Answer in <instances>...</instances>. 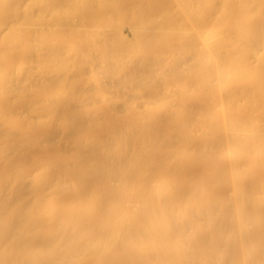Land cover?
I'll use <instances>...</instances> for the list:
<instances>
[{"label": "bare ground", "instance_id": "1", "mask_svg": "<svg viewBox=\"0 0 264 264\" xmlns=\"http://www.w3.org/2000/svg\"><path fill=\"white\" fill-rule=\"evenodd\" d=\"M0 264H264V0H0Z\"/></svg>", "mask_w": 264, "mask_h": 264}]
</instances>
